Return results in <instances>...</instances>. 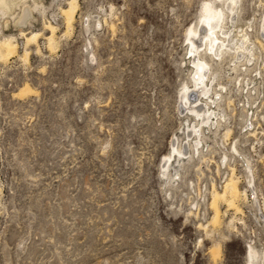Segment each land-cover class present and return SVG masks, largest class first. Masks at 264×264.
<instances>
[{
	"label": "rangeland",
	"instance_id": "374dc122",
	"mask_svg": "<svg viewBox=\"0 0 264 264\" xmlns=\"http://www.w3.org/2000/svg\"><path fill=\"white\" fill-rule=\"evenodd\" d=\"M69 1L38 0L58 46L49 51L36 12L24 30L44 36L28 65L20 28L0 17V42L19 43L0 63V264H249L251 248L264 264V0H240L235 32L252 25L256 60L239 78L224 67L226 123L207 131V160L176 162L173 179L162 167L172 145L193 153L180 100L193 71L188 32L220 1L78 0L68 33ZM27 83L37 94L15 97ZM231 169L256 199L239 214L220 205V226H209L212 185L222 191Z\"/></svg>",
	"mask_w": 264,
	"mask_h": 264
},
{
	"label": "bare ground",
	"instance_id": "6f19581e",
	"mask_svg": "<svg viewBox=\"0 0 264 264\" xmlns=\"http://www.w3.org/2000/svg\"><path fill=\"white\" fill-rule=\"evenodd\" d=\"M219 1L220 6H215L214 4L216 2L214 4L208 2L204 6L203 15L198 25L188 32L189 49L187 55H190V59H192L191 64L193 65V71L191 74V82L184 85L180 100L184 105V111L193 117H187L191 122L185 130L188 132L187 137L184 138L188 139V146H186L189 150L191 149L193 153L190 154L187 152L186 147H183V140L180 141L177 138L178 142L172 145V152L166 157L162 166L164 176H168L167 178L170 179L172 178V174L170 175L168 173L170 167L174 166L176 162L184 163L183 160L187 158V156L190 158L189 161H192L197 154L201 156L199 157V161H206L204 149L206 146L210 148V145L207 144L208 139H210L207 131L216 134L217 131L224 126L223 123H226L222 102L229 108L233 106L234 101L225 97L228 90L227 87L220 82L223 80V75L225 74L224 67L228 65L230 67L229 69L237 73L239 78L240 76L249 75L251 69L249 68L250 66L248 67V63L252 60L253 62L256 60V48L253 47L251 40L253 35V31L251 32L253 29V27H251L252 25L248 26V29L251 28L250 31L246 29L235 32V28L238 27H236V24L239 22L238 11L240 10V0ZM31 3H33V5H31ZM18 7L21 8L22 15H19L20 17L18 21H16V9ZM78 10V0L69 1L68 7L60 10L66 19V29L68 33L74 28ZM36 12L45 20L44 31L46 30L49 32V36L46 37L50 49L49 51H54L58 46V27L47 19L48 11L45 6L41 5V3L39 4L38 0H0V17H3V19L6 18L7 23V19H14L16 22L15 24L20 28V35L26 40L24 54L20 58L27 65L31 60L30 46L32 44L37 45L41 36H44L43 32L25 33L24 28H26L28 24H33L32 21L29 20L34 18ZM34 19H36V17ZM261 38L263 41L258 39V42H256L257 40L255 42L258 43L261 48H264V32ZM18 47L19 43L16 37L13 35L5 36L4 34L0 42V63L7 62L13 57L15 58L18 53ZM37 51L40 53L39 48ZM36 94L37 90L27 83V85L25 84L14 96L25 98ZM245 111L246 109H244V112ZM232 131L233 130L230 128L225 131L224 138L226 140L229 139ZM250 135L255 136V133H251ZM233 148L238 154L239 151L236 144ZM218 170V173H220V169ZM231 170L232 173L230 178L227 179L222 191L218 190L215 184L212 185V201L210 206L214 216L210 220L209 226L216 228L218 225L220 226L223 216L220 205L225 204L228 210H234L236 214H239L243 212L241 202L244 199L251 200L252 198V201L256 199L255 196L248 195V191H243L240 188V182L235 173L236 170ZM175 174H177V172H175ZM248 184L253 185L252 179L249 178ZM231 227L237 230L234 226V219L229 223V228ZM212 253L214 257L221 256L222 245L220 242L214 244ZM249 253L251 258L249 264H258V253L256 250L251 248Z\"/></svg>",
	"mask_w": 264,
	"mask_h": 264
},
{
	"label": "built area",
	"instance_id": "2783aa9c",
	"mask_svg": "<svg viewBox=\"0 0 264 264\" xmlns=\"http://www.w3.org/2000/svg\"><path fill=\"white\" fill-rule=\"evenodd\" d=\"M11 86V85H10Z\"/></svg>",
	"mask_w": 264,
	"mask_h": 264
}]
</instances>
